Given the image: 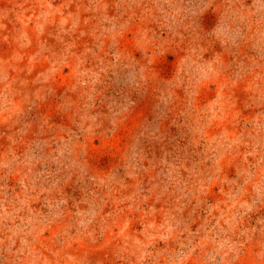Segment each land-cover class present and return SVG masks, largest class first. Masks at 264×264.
<instances>
[{
  "label": "clouds",
  "instance_id": "obj_1",
  "mask_svg": "<svg viewBox=\"0 0 264 264\" xmlns=\"http://www.w3.org/2000/svg\"><path fill=\"white\" fill-rule=\"evenodd\" d=\"M0 264H264V0H0Z\"/></svg>",
  "mask_w": 264,
  "mask_h": 264
}]
</instances>
